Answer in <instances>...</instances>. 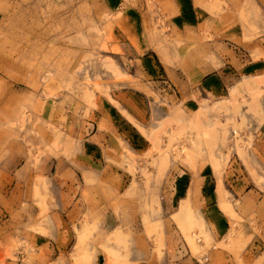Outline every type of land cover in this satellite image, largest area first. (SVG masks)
I'll return each instance as SVG.
<instances>
[{
    "label": "rangeland",
    "instance_id": "obj_1",
    "mask_svg": "<svg viewBox=\"0 0 264 264\" xmlns=\"http://www.w3.org/2000/svg\"><path fill=\"white\" fill-rule=\"evenodd\" d=\"M218 72L228 80L215 98L200 81ZM118 121L149 131L151 149L106 159L115 172L99 181L78 158L87 133ZM262 140L264 0H0V264H162L178 246L203 264L216 244L225 264H264ZM204 173L226 219L221 243L199 194L186 195ZM94 189L101 209L68 227L63 208L81 210ZM130 201L150 220L144 249ZM112 216L124 230L102 227Z\"/></svg>",
    "mask_w": 264,
    "mask_h": 264
},
{
    "label": "crops",
    "instance_id": "obj_2",
    "mask_svg": "<svg viewBox=\"0 0 264 264\" xmlns=\"http://www.w3.org/2000/svg\"><path fill=\"white\" fill-rule=\"evenodd\" d=\"M145 64V63H143ZM150 67L149 69L151 70L150 75H152L155 79L162 78V73L160 69L154 65L153 63L148 64ZM147 67V66H146ZM148 68V67H147ZM166 74H170L169 71H167ZM149 76V75H148ZM167 76V75H166ZM205 75L202 76L204 78ZM228 80V77H221L220 73H215L207 77L206 79H202L200 82L202 83V89L205 91L208 95H211L212 97L215 98H220L222 97L223 94V86L224 82ZM175 82H180V80L177 77V74L174 77ZM123 97L129 99L128 95L124 94ZM168 97H171L168 95ZM121 100V99H120ZM122 101V100H121ZM185 108L187 111L192 110V106H195L194 103L192 102H187L185 103ZM131 116L132 119H134L136 122L141 124L143 127V123L145 122V119H143V115L141 114L140 110L138 107H136L133 103L130 104L129 102H126L123 107ZM120 120V119H119ZM96 130L92 133H87V141L88 143L85 145L84 144V152H82L81 157L78 158L79 164H82L86 170H94L93 172L100 173L99 176L94 177V179H98L99 181L106 180L111 178L113 173L115 171L110 169H107V166H104V161L106 159H111L113 158H120L124 152L130 153L132 156L137 157H145L149 155L150 149H151V141L148 139L149 136V131L147 134V137L142 136L140 137L132 127H129L127 124H121V121H118L117 124H108L104 129L99 131L98 125H96ZM145 133H147L146 129L144 128ZM86 131V129H85ZM261 145L264 146V141H261ZM107 162V161H106ZM146 162H149V159H147ZM106 164V163H105ZM104 167V168H103ZM99 169V170H98ZM105 170V171H104ZM84 173V172H83ZM83 173H82V178H83ZM89 174V173H88ZM207 174V175H206ZM87 178L90 179L91 176L87 175ZM198 178L200 180L198 181V186L199 190L194 193L195 186H191L189 190H187V197L188 194H199L200 196V201H204L203 208L207 220V224L210 226L212 229V234L214 236L213 239H217L219 243L224 239L225 237V232L227 229L226 226V219L225 217L219 213L218 209L213 204V196H211L210 191H214L213 188V181L210 179V176L208 173H204L203 175H200ZM235 178V185L232 190L234 193L240 190L241 187H243V179L239 177V174L234 177ZM246 179V177H244ZM192 181V179H191ZM181 175H177L174 177V186L172 189V194L175 197H179L182 195V186H181ZM192 185V182L190 183ZM196 185V184H195ZM73 188H68V189H63L60 192L63 195H66L70 197L71 195H74L75 193L73 192ZM84 190V189H83ZM83 190L80 191V195L83 194ZM142 193L139 195L144 194V190L142 189ZM188 191L190 193H188ZM236 191V192H235ZM94 199L90 204L85 206V202L82 203V209L80 210V207L77 210L74 209H66L63 208L62 213H64V216L66 217L67 220V226L68 227H73L77 225V222L81 219L85 213L86 210L90 211H99L101 209V203L102 199L100 196V191L94 189ZM174 192V193H173ZM189 196V201L193 200L190 199ZM194 196V195H193ZM181 200L185 201L186 198ZM69 202V200H67ZM181 201L179 203V209L181 206ZM146 203L147 201L143 198L142 196V202L140 207L143 209H146ZM137 202L135 201H130L127 202V209L130 211V216H129V225L128 228L130 227L133 231L134 234V239L133 242L135 244H140L141 249L146 248V228L149 226L150 220L147 218V215H142L139 216V218L136 216L138 212L139 206L136 205ZM167 210H170L168 207ZM126 224L123 223L120 218L118 217H106L105 219V224L102 226L103 228L109 229L110 232H115L116 230H124ZM59 236V235H58ZM57 236V238H58ZM56 238V239H57ZM223 238V239H222ZM39 241L40 239H36ZM42 243V240L40 241ZM1 245V243H0ZM217 245V244H216ZM214 245L210 248L208 255L206 258L203 259V264H225L227 259L224 258V255L221 251H217V246ZM138 247V246H137ZM177 251L175 252L174 257L168 258L166 262L162 264H177V261H180L181 264H198L197 261H193L191 257L187 256V252L183 246H178L176 247ZM191 256V255H190ZM248 259V256L245 257V259Z\"/></svg>",
    "mask_w": 264,
    "mask_h": 264
},
{
    "label": "bare ground",
    "instance_id": "obj_3",
    "mask_svg": "<svg viewBox=\"0 0 264 264\" xmlns=\"http://www.w3.org/2000/svg\"><path fill=\"white\" fill-rule=\"evenodd\" d=\"M12 10H13V8H12ZM5 16H6V15H5ZM9 16H10V15H9ZM11 16H12V15H11ZM3 17H4V16H3ZM3 17H2V18H3ZM13 17H14V16H13ZM15 18H16V17H15ZM2 22H3V21H2ZM29 22H30V21H29ZM32 25H33V24H32ZM24 26H25V25H24ZM21 27H22V26H21ZM21 27H20V28H21ZM26 30H28V29H26ZM30 31H31V30H30ZM31 34H32V33H31ZM34 39H35V38H34ZM22 45H23V44H22ZM20 52H21V51H20ZM41 52H43V51H41ZM5 59H7V58H5Z\"/></svg>",
    "mask_w": 264,
    "mask_h": 264
}]
</instances>
